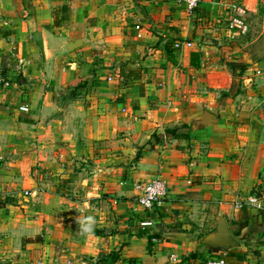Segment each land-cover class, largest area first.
Listing matches in <instances>:
<instances>
[{
  "label": "crops",
  "instance_id": "crops-1",
  "mask_svg": "<svg viewBox=\"0 0 264 264\" xmlns=\"http://www.w3.org/2000/svg\"><path fill=\"white\" fill-rule=\"evenodd\" d=\"M202 2L0 0V264H206L230 212L228 262L264 264V209L234 207L264 200V58L218 64L224 6Z\"/></svg>",
  "mask_w": 264,
  "mask_h": 264
},
{
  "label": "rangeland",
  "instance_id": "rangeland-1",
  "mask_svg": "<svg viewBox=\"0 0 264 264\" xmlns=\"http://www.w3.org/2000/svg\"><path fill=\"white\" fill-rule=\"evenodd\" d=\"M208 6H224L222 7L221 13H219L217 21L215 22L218 29L216 32L217 34L219 33V37L217 41H213V39L211 40L217 45V47L220 48V51H218L219 55L215 57L218 64L231 66L235 69L238 68L237 66L239 64L244 63L248 66L252 64L251 62L261 60L259 55H254V51L259 49L260 40L262 39L261 37L264 35V0H210ZM255 6H259L260 8L256 14L252 13ZM238 8L246 10L242 15V18L248 25V31L245 34H243L239 28L232 27L233 21L238 18ZM254 194L259 193L257 191H253L251 195ZM250 196L238 200V210H242L244 208L252 209L246 203ZM241 204L242 206H240ZM234 207H236V204ZM210 213L212 216L211 224L206 221L204 222L205 228L203 229L204 231L202 232V235L208 234L210 231V225L212 226V222L213 225L217 223V217L220 212L212 211ZM234 214V212L226 213L225 217L232 223H236L238 220L235 219L236 216H234ZM225 252H227V250L217 251L219 255L227 257V253Z\"/></svg>",
  "mask_w": 264,
  "mask_h": 264
},
{
  "label": "built area",
  "instance_id": "built-area-1",
  "mask_svg": "<svg viewBox=\"0 0 264 264\" xmlns=\"http://www.w3.org/2000/svg\"><path fill=\"white\" fill-rule=\"evenodd\" d=\"M180 5L186 7L187 10L193 12L197 10L202 3V0H176ZM245 9L238 8V18L235 19L232 23V27H237L240 31L245 34L248 31V25L245 23V20L242 18ZM22 112H28V106L20 107ZM142 190V195L137 198V202L144 207L146 210H150L158 205L161 201L165 199L169 192V184L161 179L155 180L151 183L138 186ZM28 194V193H26ZM247 205L256 210L264 209V200L256 195L250 196L247 200ZM239 204H236V207ZM242 206V204L240 205ZM238 208V207H237ZM206 264H230L225 258L214 257L208 260Z\"/></svg>",
  "mask_w": 264,
  "mask_h": 264
},
{
  "label": "water",
  "instance_id": "water-1",
  "mask_svg": "<svg viewBox=\"0 0 264 264\" xmlns=\"http://www.w3.org/2000/svg\"><path fill=\"white\" fill-rule=\"evenodd\" d=\"M264 57V37L260 40V47L254 51V55ZM206 248L211 250H231L240 246L239 240L233 235L226 218L221 217L218 222L217 231L207 235L203 239Z\"/></svg>",
  "mask_w": 264,
  "mask_h": 264
},
{
  "label": "trees",
  "instance_id": "trees-1",
  "mask_svg": "<svg viewBox=\"0 0 264 264\" xmlns=\"http://www.w3.org/2000/svg\"><path fill=\"white\" fill-rule=\"evenodd\" d=\"M233 66V65H232ZM235 66V65H234ZM238 68H241L242 70L246 69L248 66L247 64H239L237 66ZM234 68V67H232ZM237 69V68H235ZM0 76H5L4 72L2 70H0ZM168 133H172L173 135L177 136L175 133V130H168ZM149 245L148 248L151 249L152 247V243H153V239L154 238H161L160 234H152L149 235ZM211 252V251H210ZM110 257V256H109ZM102 258L101 260H99L96 264H112L116 261H118V257L117 255L114 254V256H111L110 258ZM235 257L233 252H230L227 254V257H224L227 261L230 260L231 258ZM197 260H200V263L197 264H204V262L207 260L204 253H198V252H192L190 253L189 256L185 257L182 261L183 264H196ZM133 260H130L129 263L132 264Z\"/></svg>",
  "mask_w": 264,
  "mask_h": 264
},
{
  "label": "clouds",
  "instance_id": "clouds-1",
  "mask_svg": "<svg viewBox=\"0 0 264 264\" xmlns=\"http://www.w3.org/2000/svg\"><path fill=\"white\" fill-rule=\"evenodd\" d=\"M77 223L80 225V231L82 234L91 235L96 223L93 216H88L84 218H78Z\"/></svg>",
  "mask_w": 264,
  "mask_h": 264
}]
</instances>
